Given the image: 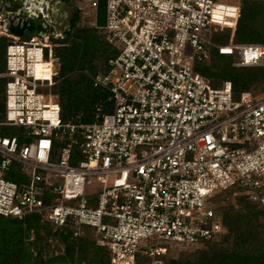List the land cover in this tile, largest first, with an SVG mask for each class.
Instances as JSON below:
<instances>
[{
    "label": "built area",
    "instance_id": "obj_1",
    "mask_svg": "<svg viewBox=\"0 0 264 264\" xmlns=\"http://www.w3.org/2000/svg\"><path fill=\"white\" fill-rule=\"evenodd\" d=\"M105 9L94 25L116 54L107 74L90 76L113 105L98 107L93 122H65L47 91L61 80L53 39L64 34L19 37L0 17V38L12 39L0 127L23 129L0 134V215L41 214L75 236L89 230L109 264H165L158 258L173 248L226 232L215 205L227 191L264 209V91L236 96L231 80L196 69L210 60V27L230 31L215 47L236 67H264V43L235 41L240 4L106 0ZM94 183L98 197L88 194Z\"/></svg>",
    "mask_w": 264,
    "mask_h": 264
},
{
    "label": "trees",
    "instance_id": "obj_2",
    "mask_svg": "<svg viewBox=\"0 0 264 264\" xmlns=\"http://www.w3.org/2000/svg\"><path fill=\"white\" fill-rule=\"evenodd\" d=\"M261 2L264 4V1ZM105 7L106 0H99V23ZM249 9L253 8L241 5L235 35L237 40L245 38L244 25L247 17L252 16ZM77 23L78 17L63 38L53 39L56 58L61 62V80L53 86V94L62 104L65 122H93L97 119L98 107L108 112L113 104L109 100L110 93L96 86L90 75L108 72V60L112 56L102 48L105 43L101 29L81 27ZM31 34L28 33L26 38ZM213 39L218 44L226 43L217 34ZM11 41L10 37L2 36L0 47L3 43L7 47ZM215 51L218 56H224L217 49ZM1 52L0 49V61ZM113 52L115 55L116 50L113 49ZM209 72L212 74L214 71L210 69ZM209 72H206L207 76ZM226 80L233 82L236 96L245 91L255 92V89L264 91V76L254 70ZM5 87H0V120L5 111ZM13 170L14 175L9 177L19 182L23 176L21 166L14 165ZM226 193L232 195L236 192L229 190ZM236 194H239L236 201L225 204L220 201L215 205L217 214L224 220L226 232L219 239L200 244L205 248L198 247L200 249L181 254L178 258L169 256L167 264H264V209L241 192ZM109 257L110 250L99 245L89 230L84 235L75 236L71 229L57 227L41 214H30L23 218L0 215V264H109Z\"/></svg>",
    "mask_w": 264,
    "mask_h": 264
},
{
    "label": "rangeland",
    "instance_id": "obj_3",
    "mask_svg": "<svg viewBox=\"0 0 264 264\" xmlns=\"http://www.w3.org/2000/svg\"><path fill=\"white\" fill-rule=\"evenodd\" d=\"M216 1H220L223 3H229V4H240V5H247L248 8H253L252 10L249 9L250 13H251V18L247 17V21L245 22V28L243 30L244 32V36L245 38H242L243 40H237L235 39L236 42H261L264 43V4L261 1L264 0H254V1H249V0H216ZM68 2H72L73 5L75 6V10H76V17H78V26H86V27H95V28H99L96 27L94 25V23L96 22L98 24V26H101L105 23V18H106V9L103 8L101 11V18L100 21L101 23H99V17H98V2L99 0H68ZM263 8V9H262ZM101 24V25H99ZM100 29V28H99ZM214 27H210L208 31L204 32V38L206 40H210L211 44H207V47L210 50V60L203 62H197L196 63V69L201 72L204 75H207L206 72H209V70H213L214 72H212V74H210V72L208 73L210 78H219V79H234L237 77H240L242 75H247L249 74V72L251 70H254V72H258L259 74H261L262 76H264V67H236L233 65V63L236 61L235 57H226V56H218L216 54V47L215 45L217 44V42L213 39V37L217 34H214L213 31ZM212 32V33H210ZM229 30H226L225 33H218V37H221L222 39L226 40V43L228 42V38H229ZM103 33V31H102ZM65 36V35H64ZM63 36V37H64ZM102 38V36H101ZM104 44V47H102L103 49H107L108 50V54H110L111 56L114 55L113 52V47L107 42V40L105 39V35L103 33V38H102ZM101 43V40H99V45ZM1 49V61H0V71H5L6 70V54H5V50H6V46L3 43L2 47H0ZM110 56V57H111ZM100 60V61H99ZM98 61L101 62L102 59L100 58ZM209 64V65H207ZM109 71V70H108ZM108 72H99L98 74H107ZM3 79V78H1ZM5 80H0V87H5ZM214 85H216V83H213ZM47 91L53 92V88L51 89H47ZM263 91H259L255 89V93H261ZM1 119H5L4 115ZM21 135L23 133V129L20 127H15V126H10V127H0V134L1 135H7V136H11V135H15V134ZM16 134V135H17ZM59 147V145L57 146V148ZM56 148V150H57ZM58 153H59V149H58ZM75 154L79 155V150L77 149V146L75 147ZM80 160V157H78V160L75 162H72V164H78V161ZM101 191V187L100 185H98V183H94L91 187L88 188V194L93 195L95 197H98L99 193ZM236 195L239 194H228L225 193L223 195L220 196L219 201L217 202V204H220V200H221V204H225V203H229V202H234L236 201ZM96 238V237H95ZM219 239V238H217ZM203 245H197V246H186V245H182V246H178L173 248V250H171L170 252V258H178L181 254L184 253H192L194 251H196L197 249H200L198 247L205 248V246ZM168 256V257H169ZM168 257H159L158 260H163V262L165 264H167V260H169ZM144 262L148 263L149 259H145Z\"/></svg>",
    "mask_w": 264,
    "mask_h": 264
},
{
    "label": "water",
    "instance_id": "obj_4",
    "mask_svg": "<svg viewBox=\"0 0 264 264\" xmlns=\"http://www.w3.org/2000/svg\"><path fill=\"white\" fill-rule=\"evenodd\" d=\"M0 17L10 32L23 37L25 33H44L48 25L35 0H0Z\"/></svg>",
    "mask_w": 264,
    "mask_h": 264
},
{
    "label": "crops",
    "instance_id": "obj_5",
    "mask_svg": "<svg viewBox=\"0 0 264 264\" xmlns=\"http://www.w3.org/2000/svg\"><path fill=\"white\" fill-rule=\"evenodd\" d=\"M35 2L43 12L42 20L48 25L44 33L65 34L71 29L76 18V10L72 2L64 0H35ZM27 36L28 32L23 37Z\"/></svg>",
    "mask_w": 264,
    "mask_h": 264
}]
</instances>
